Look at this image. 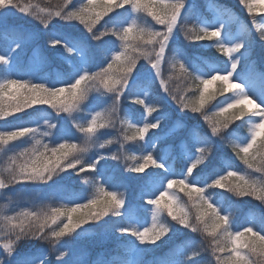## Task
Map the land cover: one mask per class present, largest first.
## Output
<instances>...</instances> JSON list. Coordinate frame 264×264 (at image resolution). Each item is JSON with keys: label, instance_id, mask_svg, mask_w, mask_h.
I'll list each match as a JSON object with an SVG mask.
<instances>
[{"label": "snow or ice", "instance_id": "1", "mask_svg": "<svg viewBox=\"0 0 264 264\" xmlns=\"http://www.w3.org/2000/svg\"><path fill=\"white\" fill-rule=\"evenodd\" d=\"M239 2L250 14L264 13L261 0ZM187 4L188 0H86L77 7L72 4V0H65L62 9L49 13V16L54 15L61 20H78L86 25L87 39L75 38L71 46L55 35L48 40L51 48L60 46L76 57L79 67L72 63L67 79L51 84L22 79L18 75L6 76L0 82V120L7 121L8 117L13 116L18 120L17 113L34 105H47L58 115L65 112L71 116L79 107L80 101L85 100L92 90L85 86L89 81H99L104 92L111 94L113 103L106 113L97 111L86 124L77 125L78 131L86 136L85 143L80 146L70 142L66 134L53 136L52 130L57 128V123L52 121L45 122L44 130H41V126H31L24 122L0 128V145L5 146V155L12 153L8 156L11 163L16 165L18 159L27 157L24 163L6 169L7 176L0 175V190L15 184H48L60 173L69 171L76 176L85 172L95 173L91 178L95 194L91 198L74 196L70 205L0 217L5 223L3 239L0 242V264H86L81 258L79 244L81 233L89 231L85 225L90 224L99 230L98 244H114L112 249L98 256L91 264H213V257L216 264H264V223L259 226L254 222L247 223L233 229L230 213L207 196L210 189H224L240 197H253L264 205V182L247 178L230 168L222 173L212 169L209 175L214 178L207 185L192 179L194 170L212 155L214 141H227L231 135L229 125L235 121H246L249 132L246 142L233 145L237 157L248 168H252L256 153L264 152V102H258L244 83L234 79L239 75L264 85V28L245 26L247 40L230 43L225 38L223 23L215 27H201L194 39L214 41L219 50L227 55L229 63L226 71L204 76L197 73L195 63L189 62L187 54L171 47L179 33L184 30V10ZM191 7L195 8L194 3ZM116 9H124L130 18L117 21L116 27L105 28L103 32L99 29L94 31L95 25L103 17L112 12L120 13ZM141 11H145L157 24L163 25L164 30L157 31L146 25H139L134 14ZM17 13L32 15L30 6L21 0H0V71L4 73L13 72L14 58L19 64L26 56L27 45L35 38V34L27 27L12 22L11 18ZM36 18L48 28L46 19ZM255 20L253 16V25ZM185 35L186 38H193L190 33ZM133 40L142 44L133 46L130 43ZM257 41L261 48L259 54L256 51ZM22 46L25 51L17 56ZM169 51H174L175 63L172 67L175 69L178 65L180 73L190 78L199 92L198 97L191 103L192 112H201L205 104L215 97L216 92L221 96L225 93L232 94L230 102L217 105L211 116L205 115L204 119L211 127L210 133H191L179 142L184 146V155L189 161L180 174L171 173L166 161L162 157L154 156L156 142H153L151 151L144 152L139 157H131L135 163L128 166L130 172L144 173L150 165H154L165 173L144 176L142 185L138 186L137 199H143L146 206H151L149 209L152 213L151 226L140 228L130 222L136 216V204L126 203L123 192L117 188L109 190L104 183V177L97 172V165L105 157L100 155L88 162L81 154L95 145L97 129L106 126L99 122L100 118L105 116L111 121L122 100L144 106L147 114L151 115L156 107L148 99L147 90L156 89L171 103H175L177 109L189 108V103L183 97L169 89L164 77L163 68L168 62ZM98 58L101 59L99 71H93V65ZM140 59L148 60L151 69L147 76L141 77V82L136 83L137 77L141 76L137 68ZM130 81L136 83V93H130ZM159 105L162 109L163 105ZM71 119L75 120V117ZM162 127L161 118L149 120L142 127H138L136 135L130 138L138 137L144 141L149 129ZM168 135L166 131L159 139H166ZM26 137L32 141L31 146H24L17 152L18 144L15 142L22 141L27 145L28 140L24 139ZM45 137L51 139L43 142ZM104 146L103 143L99 144L100 148ZM188 147H194L198 155H188ZM111 158L118 160L120 157L113 154ZM256 171L264 169L257 168ZM81 179L85 184L89 183L87 176ZM174 188L184 192L193 201L192 206L196 209L194 219L178 202L176 193L170 191ZM156 189H159L156 194L151 195ZM163 210L167 211V216L174 224L159 219ZM105 217L121 218L122 222L105 224ZM174 228L176 232L173 234ZM181 229L190 230L191 233H206L214 242L209 247H203L195 239L181 240ZM124 237L130 239H123ZM178 240L179 243L176 242ZM222 240L227 243L222 245ZM165 247L167 251H162ZM225 251L229 253L226 258L217 256V252ZM149 256L151 259H145Z\"/></svg>", "mask_w": 264, "mask_h": 264}, {"label": "rangeland", "instance_id": "2", "mask_svg": "<svg viewBox=\"0 0 264 264\" xmlns=\"http://www.w3.org/2000/svg\"><path fill=\"white\" fill-rule=\"evenodd\" d=\"M37 0H21L22 3L30 6L31 16H24L17 13L13 16L12 22L20 23L21 25L28 28L29 31L35 34V38L27 45L26 56L24 59L19 61V64L16 62V58L13 60V72L4 73L0 71V82L6 78V76H16L18 75L22 79H30L35 82H47L49 84L55 83L60 79H67L69 76L72 63L79 67V61L76 57L72 56L71 53H68L64 48L57 46L55 49L51 48L47 42L48 38L55 35L58 38H61L69 43L75 38L87 39V27L85 24L80 23L78 20H61L57 17L49 16V13H54L57 10H51L50 8H44L39 5ZM86 2V0H72V4L79 7L81 3ZM164 2H171V0H164ZM206 3L207 8H212V0H188V4L184 10L185 15V24L184 30L179 33L178 39L171 46L174 50L178 49L182 53L187 54V59L190 63L195 62L194 57L191 56L190 52L187 50V46H191L196 49L197 42L194 39L196 34L195 27L196 23L201 26L211 25L213 27L217 26L219 23L225 25V38L230 43L243 42L247 40V27H250L252 24V17L255 16V25L260 26L264 24V19H261L264 16V13H254L248 15V20L250 22H244L238 19V15L233 10H224V11H215V14L212 16L211 20H208L200 11V5ZM65 0H62L61 8L64 7ZM194 3L195 8L192 9L191 5ZM261 3L264 4V0H261ZM71 7V5H69ZM58 9V10H60ZM66 10V9H65ZM120 13L112 14L111 17H103L94 28L99 29L101 32L105 28L111 29L117 26V21L129 19L128 13L124 12V9H116ZM46 19L48 21V28H45L43 24L40 23V19ZM134 18L137 20V23L141 26H148L154 28L157 31H163L164 26L157 24L152 17L148 16L145 11L134 14ZM261 23V24H260ZM264 26V25H263ZM186 33H190L193 38H186ZM45 41V42H44ZM133 46L137 44H142V42L133 40L130 42ZM46 44V45H45ZM195 45V46H194ZM190 47V48H191ZM25 47L22 46L17 56H20L24 53ZM244 59L243 57L241 58ZM167 64L164 65V77L167 81V85L170 90H176L179 87L180 76L182 75L179 71V66L177 65L174 69L172 64L175 63L174 51H169L167 56ZM198 64H196L197 66ZM202 65V63H200ZM106 66V65H105ZM229 67L220 69L217 72L226 71ZM137 68L141 76L137 77L136 83L141 82V77L148 75V70L151 69V65L148 60L140 59L137 62ZM135 74V72H134ZM234 79L242 82L246 85L248 91L257 99L258 102H264V85L259 83H254L248 80L246 77H240L237 75ZM130 83L129 91L130 93H136L138 89L136 88V83ZM90 84L95 85L91 88L88 97L80 101L79 107L71 113L60 112L59 115L47 105H34L32 108L25 109L24 112L17 113L16 116H19L16 120L15 116L8 117L7 121L0 120V128L4 126H11L15 123H29L31 126H41V130H44L45 122L52 121L57 123V128L52 130L53 136H60L66 134L72 143H85L86 136L84 133L78 131L77 125L86 124L91 115H95L97 111L101 113H106L112 108V99L110 93H105L103 85L99 81H89L85 86L89 87ZM101 89L103 94H95V89ZM126 94L127 90H126ZM178 95V92H177ZM148 99L151 97L148 94ZM129 100H122L119 105H117V110L113 113L111 121L106 119L105 116L100 118L99 122L105 123L104 128H98L95 134V145L90 147L86 151V155L82 158L88 162H91L97 159L100 155H103L105 158L100 161L97 165V172L104 177V183L106 187L111 190L117 188L124 194L126 200L125 187L131 179L139 175H143L148 171H151L152 165H150L144 173H134L128 171V166L135 163L131 157H139L144 152L150 151V147L144 145L143 151L138 152L132 146L127 145L120 140L119 129L117 121L120 119V116L128 110L131 111ZM127 113V112H126ZM75 117V120L71 119ZM149 117L144 118V122L149 121ZM169 133V132H168ZM28 140V138H24ZM51 138H43V142H48ZM80 141V142H79ZM109 141H111L109 143ZM18 144L17 152L20 151L24 146H31L32 141L28 140L27 145L22 141H16ZM103 143L105 146L103 148L99 147V144ZM3 145H0V175L7 176L8 172L5 171L9 167H16L17 165L24 163L27 157L18 159L17 164L13 165L8 159V156L12 153L5 155ZM129 150L134 149L137 155H131L128 152ZM118 155L120 158L118 160L112 159V155ZM118 169H122L121 175L115 177ZM158 170V169H157ZM93 173V172H88ZM165 174V173H164ZM252 173L250 179L260 180L262 182L263 175H258ZM77 177L71 171L67 173H60L59 176L53 178V181H49L48 184L42 183H27V184H15L11 185L6 189L0 190V217L4 215L16 216L18 213L23 211H35L43 208L47 210L50 207H60L64 205H70L71 200L74 199V196H79L81 198L89 197L91 198L95 194V188L91 186V193L89 195L79 194L77 191L69 192L67 189H61V184L63 182H70L72 179ZM92 177L89 178V182L92 181ZM89 189V190H90ZM161 221H164V218L159 217ZM231 223L234 222L233 214H230ZM18 222V221H17ZM152 222V213L149 214V219L146 220L138 218V222L134 220L132 224L136 227H146L151 226ZM96 227V226H95ZM98 227V226H97ZM179 228V225H177ZM87 233H81L80 237V250L81 258L86 262V264H91V261L97 259L98 256L104 253L103 248L108 244L100 245L97 243L98 229L97 228H88ZM5 231V223L3 219H0V242H2L3 235ZM79 231V230H78ZM214 241H211L213 243ZM217 256L226 258L222 252H217ZM151 259V258H150ZM213 264H216V260L213 257Z\"/></svg>", "mask_w": 264, "mask_h": 264}, {"label": "trees", "instance_id": "3", "mask_svg": "<svg viewBox=\"0 0 264 264\" xmlns=\"http://www.w3.org/2000/svg\"><path fill=\"white\" fill-rule=\"evenodd\" d=\"M216 10H224L226 8H234L239 12L241 17H248L250 13L247 12V9L240 4L239 0H212ZM39 5L44 8H50L51 10H58L61 8L62 0H37L36 1ZM200 10L202 14L211 20L213 16V11L207 8L205 2L200 5ZM112 13H109L106 18L111 17ZM254 14V13H251ZM201 26L196 23L195 31L196 33L199 31ZM254 28H264L263 25L261 26L255 25ZM113 39H115L113 37ZM49 40V38L47 39ZM196 41V40H195ZM45 42V41H44ZM48 42V41H47ZM197 47L192 48L191 46H187L188 52H190L191 56L194 57V60L201 61V66H195V70L198 74L208 76L211 67L209 63H214L218 66L225 67L227 64V55H225L219 48L216 46L214 41H196ZM211 45V46H209ZM195 46V45H194ZM191 47V48H190ZM256 51L259 54L261 51L259 41L256 42ZM198 57L199 59H196ZM101 63V59L98 58L92 70L99 71V64ZM179 80V87L176 90H173V93L183 97L185 102L189 103V108L179 110L175 103H171L167 100L166 97H163L156 89L147 90L148 94L150 95L151 99L150 102L155 105L156 111L153 112L151 115L147 114L146 108L144 106L134 104L132 101L129 100L131 111L124 112L120 119L117 121L118 129L120 131L119 136L121 142L132 146L138 152H142L144 145L149 146L152 150L153 142H156V149L154 151V156L162 157L168 164H170V169L174 174H180L183 169L186 168L189 161L187 160L186 156L184 155L185 148L183 145H180V141L187 138L191 133H196L199 135H206V131L210 133L211 127L210 124L205 121V115L211 116L212 113L216 110V106L222 103L230 102L231 93H225L224 96H221L218 92L213 99L209 100L201 112L194 113L191 111V103L198 97L199 92L196 90L195 85L193 84L192 80L183 74L180 76ZM90 88L95 87V85L90 84ZM215 91V88H213ZM95 94H103L104 92L97 88L94 91ZM163 105L161 109L159 103ZM143 117H149L148 120H155L157 118H161L163 121L162 129H149V132L145 136V140L141 141L138 139H131L136 135V129L138 127H142L144 123ZM148 122V121H147ZM169 132V135L166 139H159V137L164 132ZM229 132L230 136L228 137L227 141L220 142L214 141L215 147L213 150L212 155L209 158L204 160V163L199 165L196 170H194V176L192 177L193 180L200 182L204 185H207L211 182V179L214 178L210 176L209 173L212 169H217L218 173H222L225 169H232L237 170L241 175H244L247 178H251V172H254L258 175L264 176V171H256L257 168L264 169V152H257L256 158L253 161V167L248 168L247 165L243 163V161L237 157L236 152L233 151V145L242 144L244 141L241 138L247 139L249 135L247 122L246 121H235L234 123L229 125ZM125 137H129V139H125ZM80 142V141H79ZM78 143V142H77ZM76 143V144H77ZM84 144L83 142L77 144L78 146ZM129 154L137 155L134 149L129 150ZM188 155L194 156L198 155L195 152L194 147L187 148ZM83 154V153H82ZM86 155L84 152L83 156ZM191 158V157H189ZM153 167H155L153 165ZM203 170H200V169ZM122 169H118L115 177L121 175ZM197 172V173H196ZM196 173V174H195ZM153 175L156 176L157 174H153V172L146 173L145 175L137 176L133 179L130 183H127L125 187L126 193V203L134 202L137 206V213L134 218L131 219V223L136 220L138 222V217L149 219V214L151 213L150 207L146 206L143 199H137L139 195V187L143 183L144 176ZM159 175H164L161 173ZM257 175V176H258ZM87 176L88 178L95 176V173H81L80 176L75 177L70 182H63L61 184V189H67V191H77L79 194L89 195L91 193V186H93V181L85 184L81 177ZM264 182V177L262 179ZM162 187V186H161ZM90 189V190H89ZM156 189L152 191L150 194L155 195ZM176 193L178 198V202L181 203L187 211H189L191 217L194 219L196 215V209L192 206L193 201H190L189 198L184 194V192L179 191L178 188H174L170 190ZM208 198L219 205L220 208L224 209L226 212L233 214L235 220V228H240L241 226L247 224L243 222V219L246 218L247 214L250 212H255L259 217L256 221L254 218L255 224L264 223V205H261V202L254 199L253 197H240L235 195L233 192H229L224 189H210L207 193ZM226 208H228L226 210ZM260 215V216H259ZM160 217L164 218V220L168 223H175L171 221V218L167 216V211L163 210L161 212ZM237 221L239 223H237ZM250 221H253L250 220ZM117 222H122L121 218H113V217H105V224H115ZM86 228H96L95 225H85ZM80 231V230H79ZM173 234L176 232L174 228ZM179 236L181 240L183 239H195L202 243L203 247H209L211 241H213L212 237H208L206 233L198 232V233H191L190 230L181 229ZM123 239H130L128 237H124ZM179 243L180 241H176ZM227 241L222 240V245L226 244ZM114 247L112 242L105 247V251L110 250ZM162 251H167V247L162 249ZM225 256H228L229 253L227 251L222 252ZM159 254V253H158ZM150 258L147 257V259Z\"/></svg>", "mask_w": 264, "mask_h": 264}]
</instances>
